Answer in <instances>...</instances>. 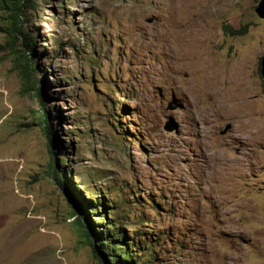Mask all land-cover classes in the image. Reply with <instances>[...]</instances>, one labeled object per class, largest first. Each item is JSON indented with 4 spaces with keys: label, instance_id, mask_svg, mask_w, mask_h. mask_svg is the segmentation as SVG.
Masks as SVG:
<instances>
[{
    "label": "rangeland",
    "instance_id": "374dc122",
    "mask_svg": "<svg viewBox=\"0 0 264 264\" xmlns=\"http://www.w3.org/2000/svg\"><path fill=\"white\" fill-rule=\"evenodd\" d=\"M258 1L38 0L26 11L54 160L67 151L76 190L127 214L130 253L146 258L139 240L154 233L163 264H264ZM6 24L0 9V264H100L47 169Z\"/></svg>",
    "mask_w": 264,
    "mask_h": 264
},
{
    "label": "trees",
    "instance_id": "16d2710c",
    "mask_svg": "<svg viewBox=\"0 0 264 264\" xmlns=\"http://www.w3.org/2000/svg\"><path fill=\"white\" fill-rule=\"evenodd\" d=\"M58 2L64 4L65 0H58ZM37 5L38 0H0V9L5 13L7 21L5 30L10 38L9 51L11 53L13 67L20 75L23 82V90L28 93L31 91L38 100L39 112L37 115V126L44 132L47 139V150L50 155V163L47 165V169L51 172L55 182L63 188L64 193L70 199L71 206L73 207L71 213L74 216V220L82 228L83 236L92 247V250L95 249L94 256L99 259L100 264H163L162 260L157 258L154 251L155 246L158 244V237L154 233L149 234L150 238H146L142 242L139 240L140 237L138 238L139 242L145 246L142 247H144L143 252H147L146 258H143L142 255L137 253L139 249L135 250V254L130 253L129 243L127 241L128 236L123 229L124 226L131 223L127 214L110 210L112 206L107 204L103 197H85L76 190L75 180L71 181V178L68 177L71 169L66 167L63 162L64 160L69 161L67 151H63L62 161H58L56 157L54 160L53 149L56 148L55 142H57V137L52 126L48 123L50 116L45 109L47 97L37 86L38 80L35 76L37 65L32 62L31 58V55L36 52L37 38L33 37L32 34L28 33L22 27L26 22V11L35 9ZM224 28L225 33L241 34V31L233 29L230 26H224ZM19 38L21 41L17 45L16 40ZM109 202L115 204L113 200H109ZM106 210L110 212V219L105 214ZM94 212L99 213V215L102 213V217L88 219V216L94 215ZM102 218L109 221L107 222L108 226L104 224ZM139 220V217L138 219L134 217L132 222L137 223ZM95 222L97 223L96 225L94 224ZM145 222L151 223V221L147 220ZM94 226H102L103 228L94 229L95 231H93L92 228ZM133 233L140 235L146 234L143 229H140L138 233ZM131 240L134 241L135 238ZM141 244L140 250H142ZM132 245L134 244L132 243Z\"/></svg>",
    "mask_w": 264,
    "mask_h": 264
},
{
    "label": "water",
    "instance_id": "95a60500",
    "mask_svg": "<svg viewBox=\"0 0 264 264\" xmlns=\"http://www.w3.org/2000/svg\"><path fill=\"white\" fill-rule=\"evenodd\" d=\"M254 11L259 18L264 19V0L258 1L254 8ZM260 72L262 78L264 79V55L262 56L260 61Z\"/></svg>",
    "mask_w": 264,
    "mask_h": 264
},
{
    "label": "clouds",
    "instance_id": "9594fccd",
    "mask_svg": "<svg viewBox=\"0 0 264 264\" xmlns=\"http://www.w3.org/2000/svg\"><path fill=\"white\" fill-rule=\"evenodd\" d=\"M261 61V60H260ZM261 73V72H260Z\"/></svg>",
    "mask_w": 264,
    "mask_h": 264
}]
</instances>
